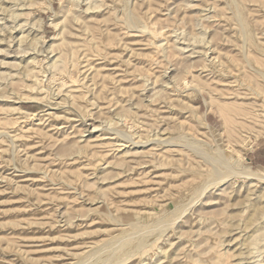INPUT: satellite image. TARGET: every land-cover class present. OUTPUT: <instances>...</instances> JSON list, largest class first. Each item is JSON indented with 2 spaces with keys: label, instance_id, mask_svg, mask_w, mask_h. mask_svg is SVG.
Segmentation results:
<instances>
[{
  "label": "rangeland",
  "instance_id": "rangeland-1",
  "mask_svg": "<svg viewBox=\"0 0 264 264\" xmlns=\"http://www.w3.org/2000/svg\"><path fill=\"white\" fill-rule=\"evenodd\" d=\"M0 5V264H264V0Z\"/></svg>",
  "mask_w": 264,
  "mask_h": 264
},
{
  "label": "bare ground",
  "instance_id": "bare-ground-1",
  "mask_svg": "<svg viewBox=\"0 0 264 264\" xmlns=\"http://www.w3.org/2000/svg\"><path fill=\"white\" fill-rule=\"evenodd\" d=\"M2 1V0H1ZM5 1V0H4ZM9 2L11 1V2H16V0H8ZM27 1H29V0H27ZM45 1V0H44ZM88 1V0H87ZM20 2V1H19ZM86 2V1H85ZM18 3V2H17ZM93 3V2H92ZM232 3V2H231ZM230 3V4H231ZM89 4V3H88ZM237 4V3H236ZM235 4V5H236ZM25 4H23V6H24ZM232 5H233V3H232ZM1 6V5H0ZM9 6V5H8ZM12 6V5H11ZM3 7H6V6H3ZM12 7H14V6H12ZM11 7V8H12ZM91 7V3H90V5L88 6V8H86V9H91L90 8ZM235 7V6H234ZM237 7H238V5H237ZM10 8V7H9ZM16 8V7H15ZM21 8V7H20ZM7 7H6V11H7ZM4 10V9H3ZM9 10V9H8ZM92 10V9H91ZM235 10V9H234ZM13 11V10H12ZM11 11V12H12ZM231 11V10H230ZM239 11V10H238ZM14 12V11H13ZM12 12V13H13ZM11 13V14H12ZM15 13V12H14ZM238 14V13H237ZM10 15V14H9ZM14 16V15H13ZM15 16H17V15H15ZM238 16V15H237ZM126 20H128L127 19V17L125 18ZM1 20V19H0ZM129 21V20H128ZM236 22H237V20H236ZM132 21H129V24L130 25H132ZM51 24H54V22H51ZM127 25V24H126ZM140 25V24H139ZM54 26H55V24H54ZM34 28V27H33ZM29 29V28H28ZM14 30V29H13ZM28 32H30V31H28ZM199 32V31H198ZM31 33V32H30ZM35 33V32H34ZM22 35V34H21ZM23 36V35H22ZM24 37V36H23ZM34 38V41H33V45H35V46H33V48H35L36 47V45H38V43H39V39H35L36 37H33ZM32 38V39H33ZM27 39V38H26ZM31 39V40H32ZM22 40L24 41V39L22 38ZM30 40V41H31ZM43 39H41V41H42ZM202 40V39H201ZM205 40H206V38H205ZM188 41V40H187ZM43 42H44V40H43ZM193 42V41H192ZM194 42H196V41H194ZM202 42V41H201ZM20 43H21V38H20ZM42 43V42H41ZM182 43V42H181ZM208 43H210L209 41H208ZM200 44V43H199ZM18 45H19V43H18ZM32 45V44H31ZM30 45V46H31ZM42 45V44H41ZM40 45V46H41ZM206 45V44H205ZM19 46H21V45H19ZM18 46V47H19ZM38 47V46H37ZM187 47H189V46H187ZM187 47H183V48H180V49H177L178 51H183V50H185V48H187ZM32 48V47H31ZM198 48V47H197ZM40 49H41V47H40ZM40 49H37V50H40ZM45 49H46V47H45ZM48 50H51V47H49V48H47ZM46 49V51L47 52H49L48 50ZM17 50V49H16ZM24 50V49H23ZM33 50H35V49H33ZM197 51V50H196ZM24 52V51H23ZM51 52V51H50ZM49 52V53H50ZM194 53H197V52H191L189 55H192V54H194ZM56 55V54H55ZM195 55V54H194ZM198 55V54H197ZM30 57V56H29ZM32 58V57H31ZM187 59V58H186ZM39 61V60H38ZM56 61V60H55ZM55 61H53V63L51 62V64L50 65H48L47 66V72L48 71H51V70H53V69H55L57 66H56V62ZM49 62V61H48ZM192 63V62H191ZM36 64V63H35ZM192 65V64H191ZM221 67H219V66H213V67H211L210 66V68H211V71H214V72H217V73H220V74H222V75H224L223 73L225 72V70H227V68H224L225 66H223V65H220ZM203 68H205V66L203 67ZM207 68H209V67H207ZM46 71H42V73L44 74V73H47ZM228 72H229V69H228ZM51 73V72H50ZM229 73H231V72H229ZM48 74V73H47ZM52 76H53V74L51 75V78L50 79H52ZM226 76H228V73H227V75ZM59 81V80H58ZM64 82V81H63ZM169 82V81H168ZM166 85H168V84H166ZM253 88H255L254 86H253ZM256 89V88H255ZM197 90V89H196ZM195 91V90H194ZM199 91V90H198ZM246 92V91H245ZM257 92V91H256ZM243 94V93H242ZM239 95V94H238ZM241 95V94H240ZM69 100V99H68ZM241 100V99H240ZM244 102V101H243ZM256 103V102H255ZM259 103V102H258ZM54 104V103H53ZM57 104H59V103H57ZM57 104H55L56 106H54V107H57ZM50 105H52V102L50 103L49 102V104L47 105V108L50 106ZM256 105H257V103H256ZM259 105V104H258ZM263 105V104H262ZM262 105H261V107H262ZM68 107V106H67ZM257 107V106H256ZM49 108H52V107H49ZM253 108H254V106H253ZM258 108H260L259 106H258ZM257 111V110H256ZM252 112V111H251ZM255 112V111H254ZM258 112V111H257ZM264 113V112H263ZM252 114V113H251ZM256 114V113H255ZM258 114H260V113H258ZM254 115V114H253ZM257 115V114H256ZM255 115V116H256ZM258 116H262V115H258ZM253 117V116H252ZM263 117V116H262ZM118 118V117H117ZM257 118V117H256ZM255 118V119H256ZM252 120V119H251ZM259 120V119H258ZM257 120V121H258ZM261 120V119H260ZM254 121V120H253ZM256 121V122H257ZM259 122V121H258ZM262 123V122H261ZM260 123V124H261ZM92 126V125H91ZM93 127V129L95 130L96 128H98V126H92ZM93 131V130H92ZM115 133V132H114ZM120 133V132H119ZM119 133H115V135H116V137H115V140L114 139H111V140H113V141H115V142H122V141H126V142H131V140L128 138V139H126L125 137H123L121 134H119ZM133 142V141H132ZM253 142H254V139L253 138H251V137H248V138H246L245 140H244V142H243V144H242V146L243 147H249V148H252V144H253ZM194 144V143H193ZM123 145V144H122ZM207 146V145H206ZM209 146V145H208ZM211 149L209 148V151H210ZM215 151V154L216 155H218L219 156V161H220V163H223V164H225V165H227V166H229V160L228 159H226L225 157H223V154H222V151H220L219 149H217V150H214ZM213 151V152H214ZM212 152V151H211ZM207 154V153H206ZM213 155H215L214 153H212ZM215 157H217V156H215ZM215 157H213V158H215ZM211 159V158H210ZM218 160V159H217ZM218 161V162H219ZM231 164H232V162H231ZM212 167V166H211ZM212 169H213V167H212ZM216 169V168H215ZM227 169V168H226ZM217 170V169H216ZM227 171H229L230 172V175H233V173H231V172H233V169L230 167V168H228L227 169ZM238 172L236 173V172H234V173H236V175H238L239 177H241V178H243L244 180H247L248 182H250V183H260V184H262V186H264V174L263 173H261V172H259V171H254V170H252V169H249V168H239L238 170H237ZM215 172H217V171H215ZM218 173V172H217ZM222 173V172H221ZM221 173H219V174H221ZM219 174H217V175H219ZM224 175H222V177L220 176V177H217V178H215L214 180H213V182L211 181L212 180V178H211V182L209 181V183L203 188V189H201V192H199V194L197 195V199H199L204 193H205V191L207 190V189H209V188H214L215 186H217L218 184H220L222 181H224L226 178H228L230 175H228V173H223ZM235 175V174H234ZM210 179V178H209ZM255 195H257V194H254V196ZM249 196V195H248ZM194 200H195V198H193ZM250 199V198H249ZM256 199H257V201H256V204L255 205H257V208H254L256 211H257V209H258V207H260V203H264V188L262 189V191L261 192H259V194L256 196ZM247 200V199H246ZM248 202V201H247ZM189 203H191L190 201H189ZM189 203L186 205V207H184L185 209L183 210V211H181V214L183 213L184 214V212H186L187 211V208L190 206V205H192V204H190L189 205ZM249 203V202H248ZM252 204V203H251ZM251 204H248V205H251ZM253 205V204H252ZM242 206V205H241ZM254 206V205H253ZM263 206V208H264V205H262ZM255 207V206H254ZM181 208V207H180ZM255 210H254V212H255ZM259 210V209H258ZM260 210H263V209H261L260 208ZM176 212V211H175ZM179 212V211H178ZM258 212V211H257ZM259 213V212H258ZM173 214H174V212H173ZM261 214V213H260ZM177 215V214H176ZM258 215V214H257ZM109 216V215H108ZM251 217H252V215H251ZM248 218L247 219V222L248 221H250V220H252V218ZM254 218V217H253ZM261 223H260V225L259 226H256V228H254L253 229V232H252V236H250L251 237V245L253 246V248H254V250H256V252H261V251H264V243H263V245L260 247V243L261 242H264V214L263 215H261ZM114 221V220H113ZM117 221V220H116ZM253 221V220H252ZM249 223V222H248ZM250 224V223H249ZM251 225V224H250ZM235 226V225H234ZM237 226V225H236ZM135 227V226H134ZM232 228V227H231ZM230 228V229H231ZM238 228V227H237ZM234 230V229H233ZM236 230V229H235ZM230 231V230H229ZM228 232V231H227ZM237 232V231H236ZM160 233V232H159ZM133 234V233H132ZM162 234V233H161ZM160 234V235H161ZM127 235V234H126ZM163 235V234H162ZM230 235V234H229ZM148 236V235H147ZM158 237V236H157ZM119 239V238H118ZM117 239V240H118ZM136 240V239H135ZM134 240V241H135ZM148 240V239H147ZM115 241V240H114ZM109 243H112V242H110V241H108ZM118 242V241H117ZM259 242V243H258ZM113 243H115V242H113ZM151 243H152V241H149V242H137V241H135V243H134V245H133V247H132V249H134L133 251H131L132 253H136L138 250H140L141 248L142 249H145L144 247H146V248H149L150 246H151ZM104 244V243H103ZM262 244V243H261ZM107 246H108V244H106ZM106 245H104V246H106ZM110 245V244H109ZM114 245V244H113ZM112 245V246H113ZM250 245V246H251ZM111 246V247H112ZM132 246V245H131ZM251 246V247H252ZM110 247V246H109ZM108 247V248H109ZM110 247V248H111ZM113 248V247H112ZM128 248V247H127ZM100 249V248H99ZM131 249V248H130ZM130 249H127V251L128 250H130ZM156 249V248H155ZM105 250V249H104ZM104 250H102V251H104ZM111 250V249H110ZM113 250V249H112ZM106 251H108V249L106 250ZM98 252H99V250H98ZM97 251H96V254L98 253ZM100 254V253H99ZM123 254V253H122ZM121 254V255H122ZM129 255H131L130 254V252L128 253ZM128 254H127V256L126 257H124V259H128V258H130V256H128ZM94 255V254H93ZM124 255V254H123ZM93 257V256H92ZM86 258V257H85ZM94 258H96V257H94ZM101 258V257H100ZM80 260H81V258H80ZM86 260V259H85ZM98 260H99V258H98ZM116 260H117V258H116ZM101 261V260H100ZM114 261V260H113ZM119 261V260H118ZM121 261H122V259H121ZM80 262V261H79ZM82 262V261H81ZM97 262V261H96ZM95 262V263H96ZM217 262V261H216ZM88 263V262H87ZM110 264H112V261L111 262H109ZM114 263V262H113ZM118 263V262H117ZM254 263V262H253ZM78 264V263H77ZM93 264V263H92ZM115 264V263H114Z\"/></svg>",
  "mask_w": 264,
  "mask_h": 264
},
{
  "label": "crops",
  "instance_id": "crops-1",
  "mask_svg": "<svg viewBox=\"0 0 264 264\" xmlns=\"http://www.w3.org/2000/svg\"><path fill=\"white\" fill-rule=\"evenodd\" d=\"M259 163L264 164V147L259 149V151L254 156Z\"/></svg>",
  "mask_w": 264,
  "mask_h": 264
}]
</instances>
